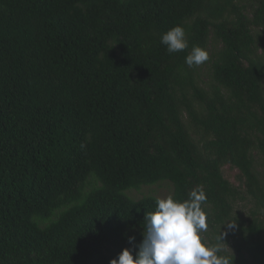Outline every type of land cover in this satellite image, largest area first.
<instances>
[{
    "label": "trees",
    "instance_id": "trees-1",
    "mask_svg": "<svg viewBox=\"0 0 264 264\" xmlns=\"http://www.w3.org/2000/svg\"><path fill=\"white\" fill-rule=\"evenodd\" d=\"M194 189L202 238L264 264V0H0V264L135 258Z\"/></svg>",
    "mask_w": 264,
    "mask_h": 264
},
{
    "label": "clouds",
    "instance_id": "clouds-1",
    "mask_svg": "<svg viewBox=\"0 0 264 264\" xmlns=\"http://www.w3.org/2000/svg\"><path fill=\"white\" fill-rule=\"evenodd\" d=\"M160 42L167 47L169 54L189 47L185 28L181 25L163 33ZM208 59L204 48L193 46L185 63L192 67ZM204 201L206 195L199 189L191 191L184 201H177L171 195L157 199L155 210L144 218L143 239L136 246L135 258L132 251L125 248L110 264H232L227 257L220 255L222 233L217 244H209L202 238V233L208 229L207 216L202 208ZM134 242L135 237H129V243Z\"/></svg>",
    "mask_w": 264,
    "mask_h": 264
},
{
    "label": "rangeland",
    "instance_id": "rangeland-1",
    "mask_svg": "<svg viewBox=\"0 0 264 264\" xmlns=\"http://www.w3.org/2000/svg\"><path fill=\"white\" fill-rule=\"evenodd\" d=\"M236 173L235 172H231V173H228V175L231 177V180L234 181V175ZM168 192L169 190L168 189H164V190H161V192L159 193V195H162V197H165L168 195Z\"/></svg>",
    "mask_w": 264,
    "mask_h": 264
}]
</instances>
